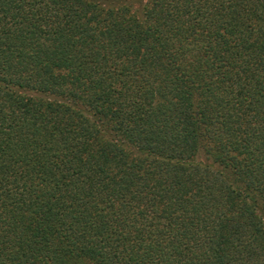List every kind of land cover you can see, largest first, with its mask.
<instances>
[{"label":"trees","instance_id":"1","mask_svg":"<svg viewBox=\"0 0 264 264\" xmlns=\"http://www.w3.org/2000/svg\"><path fill=\"white\" fill-rule=\"evenodd\" d=\"M0 264H264V0H0Z\"/></svg>","mask_w":264,"mask_h":264}]
</instances>
